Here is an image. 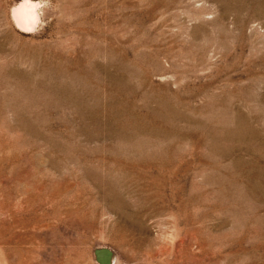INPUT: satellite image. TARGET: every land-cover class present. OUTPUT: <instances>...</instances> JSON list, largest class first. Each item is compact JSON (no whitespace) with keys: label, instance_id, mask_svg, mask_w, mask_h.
<instances>
[{"label":"rangeland","instance_id":"1","mask_svg":"<svg viewBox=\"0 0 264 264\" xmlns=\"http://www.w3.org/2000/svg\"><path fill=\"white\" fill-rule=\"evenodd\" d=\"M0 0V264H264V0Z\"/></svg>","mask_w":264,"mask_h":264},{"label":"clouds","instance_id":"2","mask_svg":"<svg viewBox=\"0 0 264 264\" xmlns=\"http://www.w3.org/2000/svg\"><path fill=\"white\" fill-rule=\"evenodd\" d=\"M48 7V0H20L12 9V14L14 18L18 15L17 26L21 31L35 34L45 26L43 10Z\"/></svg>","mask_w":264,"mask_h":264},{"label":"bare ground","instance_id":"3","mask_svg":"<svg viewBox=\"0 0 264 264\" xmlns=\"http://www.w3.org/2000/svg\"><path fill=\"white\" fill-rule=\"evenodd\" d=\"M17 6V5H16ZM14 8V7H13ZM11 18H12V21H13V23H14V25H15V27L18 29V30H20L19 28H18V26H17V20H18V15H17V17H15L14 18V16H13V14H12V11H11ZM21 31V30H20ZM21 32H23V31H21Z\"/></svg>","mask_w":264,"mask_h":264}]
</instances>
